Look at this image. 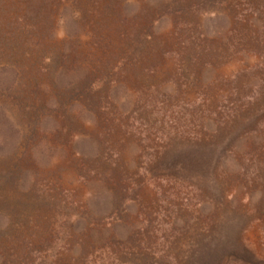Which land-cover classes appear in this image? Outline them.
<instances>
[{"label":"rangeland","instance_id":"1","mask_svg":"<svg viewBox=\"0 0 264 264\" xmlns=\"http://www.w3.org/2000/svg\"><path fill=\"white\" fill-rule=\"evenodd\" d=\"M0 264H264V0H0Z\"/></svg>","mask_w":264,"mask_h":264}]
</instances>
